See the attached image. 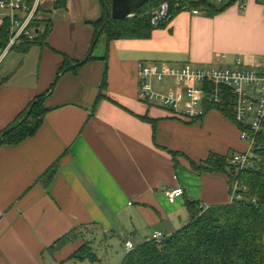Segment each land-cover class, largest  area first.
Wrapping results in <instances>:
<instances>
[{
    "label": "crops",
    "instance_id": "1",
    "mask_svg": "<svg viewBox=\"0 0 264 264\" xmlns=\"http://www.w3.org/2000/svg\"><path fill=\"white\" fill-rule=\"evenodd\" d=\"M56 1L43 0V24L52 28L41 46L0 51V133L46 95L35 134L0 145V264H122L126 242L137 247L156 232L173 235L191 218L190 204L230 202L227 176L194 172L190 162L246 149L218 110L187 122L139 101V64L222 67L241 57L251 68L264 59V0H243L214 17L180 12L146 40L111 42L101 61L102 40L94 60L63 75L88 57L93 24L105 10L98 0H62L55 8ZM175 188L185 194L170 203L164 192ZM74 230L82 239L50 250ZM85 242L97 260H70Z\"/></svg>",
    "mask_w": 264,
    "mask_h": 264
},
{
    "label": "trees",
    "instance_id": "2",
    "mask_svg": "<svg viewBox=\"0 0 264 264\" xmlns=\"http://www.w3.org/2000/svg\"><path fill=\"white\" fill-rule=\"evenodd\" d=\"M111 1L103 0L108 7L111 6ZM175 1L148 0L145 5L133 12L135 14L134 18L125 20H114L104 12V16L93 24L94 31H96L93 39V43L96 41L95 45H93V51L101 40H104L106 45L105 55L99 60H106L109 44L113 41L148 39L154 30L150 24L152 12L158 9L162 3L168 2L174 5ZM241 1L243 0H224L218 5L212 4L210 0L190 1L188 12L198 11L214 17ZM63 4L62 0H57L55 8L63 7ZM43 25L41 33L34 41L18 45L11 50L24 54L34 45L41 46L52 28L50 21ZM163 25L161 24L160 27ZM7 42L6 24H3L0 27V51L5 50ZM87 56V62L95 59L93 52L92 54L88 53ZM67 64L70 65V63ZM105 87L106 75H104L102 81L101 91ZM52 89L53 86L47 91V95L50 94ZM45 97L46 95H43L35 99L34 101H37V103L32 102L31 113H28L29 106L28 110L11 127L0 133L1 145L18 144L35 134L44 113L40 104ZM100 99L102 97L99 96L96 103ZM208 109L211 110L210 108ZM218 111L233 122L228 109L225 108ZM24 119L26 120L20 124V121ZM14 126L16 128L8 132ZM256 145L255 167L238 174H235L234 168L228 164L229 154L220 156L211 153L207 160L200 164L190 162L194 172L220 173L227 176L228 183L238 180L239 185L245 186L248 191L243 195L244 197L240 202L234 201L226 205H211L208 208L190 204L188 208L191 209V218L181 230L170 236L171 240L167 244L158 243L155 240L147 241L135 247L134 250L127 252L122 264H264L263 135L258 136ZM170 155L173 159L180 156V154L173 152H170ZM49 179H51V176H49ZM79 239H82V232L74 230L57 241L55 245L50 247V250H59L64 245L76 242ZM70 260L75 262L89 260L93 262L97 260V256L92 253L88 243L85 242L82 248L71 255Z\"/></svg>",
    "mask_w": 264,
    "mask_h": 264
},
{
    "label": "built area",
    "instance_id": "3",
    "mask_svg": "<svg viewBox=\"0 0 264 264\" xmlns=\"http://www.w3.org/2000/svg\"><path fill=\"white\" fill-rule=\"evenodd\" d=\"M190 1L197 0H176L174 5L162 3L152 12L151 26L156 28L167 23L176 12H188ZM223 1L216 0L217 4ZM42 5L43 0H0V11L8 34L4 53L38 37L43 27ZM134 17L135 14L131 13L127 19ZM219 57L227 59L225 55ZM137 74L139 101L167 109L174 117L194 122L204 118L208 108L228 109L239 131V140L246 146L242 152L229 154L228 164L234 168L235 174L255 167L257 138L264 136V59L251 68L244 67L241 57H237L233 64L220 68H203L193 64L165 68L139 64ZM165 81H174L179 87L170 92L156 89V84ZM229 191V203L240 202L248 192L245 186L239 185L238 180L229 183ZM164 193L170 203L185 194L182 188L166 189ZM165 239L160 232L152 237L158 243ZM125 249L129 252L135 246L126 242Z\"/></svg>",
    "mask_w": 264,
    "mask_h": 264
},
{
    "label": "water",
    "instance_id": "4",
    "mask_svg": "<svg viewBox=\"0 0 264 264\" xmlns=\"http://www.w3.org/2000/svg\"><path fill=\"white\" fill-rule=\"evenodd\" d=\"M101 5L103 6L104 10H105V14L107 16H111L112 19H118V20H125L127 19L131 13H133L134 11L138 10L140 7H142L143 5H145V2H147L148 0H112L111 1V6L108 7L103 0H98ZM96 41H94V43L91 45L92 48L90 50L89 54H92L94 46ZM87 62V57L84 61L76 63V64H72L71 67L63 70L61 72L60 75H63L65 73H67L68 71L72 70L73 68H76L78 66H82ZM34 103H37V101H35ZM32 108H30V110L28 111V113H31ZM26 119L20 121V124H22V122H24ZM16 128V126H14V128H12L11 130H9L8 132L13 131ZM0 145H1V141H0ZM171 240L170 236L167 237L163 243L167 244L169 241Z\"/></svg>",
    "mask_w": 264,
    "mask_h": 264
},
{
    "label": "rangeland",
    "instance_id": "5",
    "mask_svg": "<svg viewBox=\"0 0 264 264\" xmlns=\"http://www.w3.org/2000/svg\"><path fill=\"white\" fill-rule=\"evenodd\" d=\"M210 2L212 3V4H215V5H218L217 4V2H216V0H210ZM240 3H243V1H241ZM180 12H184V11H180ZM180 12H176V14H179ZM187 12V11H186ZM175 14V15H176ZM175 16H173L172 18H174ZM171 18V19H172ZM0 19L2 20V12L0 11ZM170 19V20H171ZM161 25V24H160ZM160 26H158V27H156V28H159ZM156 28H154V29H156ZM102 41V40H101ZM104 42V41H103ZM93 43V42H92ZM98 47V46H97ZM99 48V47H98ZM14 51V50H13ZM97 53H98V49L97 50H95V52H94V56H96L97 55ZM216 60H219L220 62H221V60L220 59H215V61ZM215 65H220L219 63L218 64H215ZM201 67H203V68H205V66H201ZM207 67H209V66H207ZM206 67V68H207ZM214 67H221V66H214ZM172 88H174V87H172ZM93 248H94V250L97 252V254H99V255H102L103 256V258H104V256H106V255H104L103 253H104V251H103V253H101L102 252V246L101 245H94L93 246ZM118 256H120V258H121V256L122 255H120V253L118 254V253H116ZM123 254H124V252H123Z\"/></svg>",
    "mask_w": 264,
    "mask_h": 264
}]
</instances>
